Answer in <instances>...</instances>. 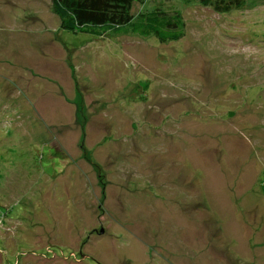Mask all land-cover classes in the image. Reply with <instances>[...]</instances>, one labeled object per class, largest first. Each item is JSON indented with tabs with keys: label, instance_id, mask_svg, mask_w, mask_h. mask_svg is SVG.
Segmentation results:
<instances>
[{
	"label": "rangeland",
	"instance_id": "1",
	"mask_svg": "<svg viewBox=\"0 0 264 264\" xmlns=\"http://www.w3.org/2000/svg\"><path fill=\"white\" fill-rule=\"evenodd\" d=\"M247 3L133 4L178 12L161 42L0 0V264H264V0Z\"/></svg>",
	"mask_w": 264,
	"mask_h": 264
},
{
	"label": "trees",
	"instance_id": "2",
	"mask_svg": "<svg viewBox=\"0 0 264 264\" xmlns=\"http://www.w3.org/2000/svg\"><path fill=\"white\" fill-rule=\"evenodd\" d=\"M54 11L62 20V28L71 33L102 37L109 31H132L141 37L155 36L161 42L183 36L181 17L167 14L159 5L135 20L131 11L135 3L144 0H51ZM248 0H199L220 14L245 9ZM176 15V16H175Z\"/></svg>",
	"mask_w": 264,
	"mask_h": 264
},
{
	"label": "bare ground",
	"instance_id": "3",
	"mask_svg": "<svg viewBox=\"0 0 264 264\" xmlns=\"http://www.w3.org/2000/svg\"><path fill=\"white\" fill-rule=\"evenodd\" d=\"M11 84V83H10ZM13 85V84H12ZM11 85V86H12ZM138 91V90H137ZM20 94V93H19ZM123 99V98H122ZM13 107V106H12ZM27 109V108H26ZM27 111H28V109H27ZM38 116V115H37ZM4 129V128H3ZM2 130V129H1ZM11 130V129H10ZM14 130V129H13ZM5 131H6V129H5ZM38 139V138H37ZM35 151V150H34ZM38 152V151H37ZM38 155V154H37ZM87 172V171H86ZM90 172V171H89ZM86 175H87V173H86ZM149 179V178H148ZM151 181H153V180H151ZM151 183H153V182H151ZM108 184V183H107ZM152 185H154V184H152ZM107 188V187H106ZM152 200V199H151ZM2 234V233H1Z\"/></svg>",
	"mask_w": 264,
	"mask_h": 264
},
{
	"label": "flooded vegetation",
	"instance_id": "4",
	"mask_svg": "<svg viewBox=\"0 0 264 264\" xmlns=\"http://www.w3.org/2000/svg\"><path fill=\"white\" fill-rule=\"evenodd\" d=\"M93 231H94L93 233H95L97 231V229H94Z\"/></svg>",
	"mask_w": 264,
	"mask_h": 264
}]
</instances>
